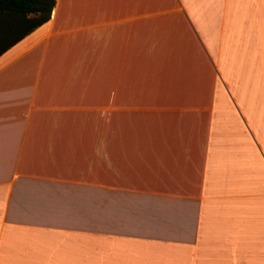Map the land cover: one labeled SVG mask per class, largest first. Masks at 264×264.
<instances>
[{
	"label": "crops",
	"instance_id": "crops-1",
	"mask_svg": "<svg viewBox=\"0 0 264 264\" xmlns=\"http://www.w3.org/2000/svg\"><path fill=\"white\" fill-rule=\"evenodd\" d=\"M0 264H264V0H54L1 52Z\"/></svg>",
	"mask_w": 264,
	"mask_h": 264
},
{
	"label": "trees",
	"instance_id": "trees-1",
	"mask_svg": "<svg viewBox=\"0 0 264 264\" xmlns=\"http://www.w3.org/2000/svg\"><path fill=\"white\" fill-rule=\"evenodd\" d=\"M54 0H0V53L50 16Z\"/></svg>",
	"mask_w": 264,
	"mask_h": 264
}]
</instances>
